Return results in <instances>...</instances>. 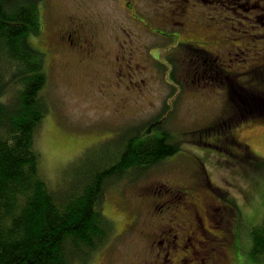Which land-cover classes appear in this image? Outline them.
Listing matches in <instances>:
<instances>
[{"label": "rangeland", "instance_id": "obj_1", "mask_svg": "<svg viewBox=\"0 0 264 264\" xmlns=\"http://www.w3.org/2000/svg\"><path fill=\"white\" fill-rule=\"evenodd\" d=\"M132 1L44 0L42 33L32 37L50 77L36 139L43 174L56 190L89 148L100 155L101 143L166 112L181 151L109 184L104 210L115 234L89 264H169L150 245L168 228L180 233L172 264H188L180 228L198 213L214 245H225L221 263L264 264L249 257L251 230L264 220V117L243 101L264 97V9H247L248 0ZM179 187L192 194L190 212Z\"/></svg>", "mask_w": 264, "mask_h": 264}, {"label": "trees", "instance_id": "obj_2", "mask_svg": "<svg viewBox=\"0 0 264 264\" xmlns=\"http://www.w3.org/2000/svg\"><path fill=\"white\" fill-rule=\"evenodd\" d=\"M43 4L0 0V264H89L115 234L104 210L109 184L158 166L181 143L167 131L163 112L101 143L100 155L87 156L89 148L70 177L50 187L36 147L50 110L46 54L32 41L42 33ZM250 96L245 107L264 117V97ZM251 240L249 257L260 262L264 220Z\"/></svg>", "mask_w": 264, "mask_h": 264}, {"label": "flooded vegetation", "instance_id": "obj_3", "mask_svg": "<svg viewBox=\"0 0 264 264\" xmlns=\"http://www.w3.org/2000/svg\"><path fill=\"white\" fill-rule=\"evenodd\" d=\"M132 3L133 1L131 2V0H128L127 2L129 6H131ZM246 4H247V9H255V8L264 9V6H261L258 3L252 4L250 0H248ZM76 28L77 29H73L72 32H70L67 36V40L71 45H75L76 41L79 42V25H77ZM237 145L239 146V144ZM241 148H245L246 151L249 150V152H251V149L249 148L248 145ZM173 192L176 193L177 198L179 200L183 201L184 210L190 212L193 209V207L196 205L195 201H192L193 197L191 192L188 191V189L179 187L177 189H174ZM162 210L164 211L163 206H161V211ZM186 221L187 220H184V223L180 229L182 231L181 235L183 236L181 240V246L184 249H187V251L184 250V253H186L187 255L194 256V258H190L188 264L190 262H193L194 259L197 258L199 259L200 256L206 257L205 259L202 260L204 263L207 262L209 264H223L221 262L224 259L219 255H224L223 249L225 245L224 244H223L224 246L221 244L214 245L213 242L214 238L207 236V231L204 225L203 217L200 215V213H198L197 216L193 217L189 223H187ZM174 231L173 229L168 228V230L164 233V236L160 241L158 240V236L156 235L151 236L150 239L151 243L153 242L152 244H150L152 246L151 248L152 249L157 248L156 251L153 252V254L157 257L155 261L158 262V258L164 260L165 259L164 255L167 253L166 263L169 262V264H172L171 262L172 257L170 250L173 248V246L178 245L176 243H178V240H180L179 237L180 233L177 232L176 230ZM200 233L204 234V240L199 239ZM165 241L167 242V247L164 248L163 245ZM213 255L215 256L212 257ZM184 260L185 259H178V264L182 263Z\"/></svg>", "mask_w": 264, "mask_h": 264}]
</instances>
